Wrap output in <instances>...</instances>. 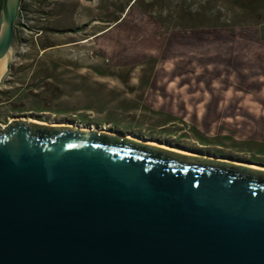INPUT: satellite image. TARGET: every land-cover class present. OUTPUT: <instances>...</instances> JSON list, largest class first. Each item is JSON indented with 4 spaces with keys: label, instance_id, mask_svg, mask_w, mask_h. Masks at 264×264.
Returning a JSON list of instances; mask_svg holds the SVG:
<instances>
[{
    "label": "water",
    "instance_id": "water-1",
    "mask_svg": "<svg viewBox=\"0 0 264 264\" xmlns=\"http://www.w3.org/2000/svg\"><path fill=\"white\" fill-rule=\"evenodd\" d=\"M21 3L2 0L0 81ZM131 134L0 126V264H264V166Z\"/></svg>",
    "mask_w": 264,
    "mask_h": 264
},
{
    "label": "rangeland",
    "instance_id": "rangeland-1",
    "mask_svg": "<svg viewBox=\"0 0 264 264\" xmlns=\"http://www.w3.org/2000/svg\"><path fill=\"white\" fill-rule=\"evenodd\" d=\"M127 1L24 0L0 110L264 162V0Z\"/></svg>",
    "mask_w": 264,
    "mask_h": 264
},
{
    "label": "trees",
    "instance_id": "trees-1",
    "mask_svg": "<svg viewBox=\"0 0 264 264\" xmlns=\"http://www.w3.org/2000/svg\"><path fill=\"white\" fill-rule=\"evenodd\" d=\"M186 1L187 0H183L181 7H182V10L183 11H185V12L187 11L188 12V11H190V8H188L189 5L186 3ZM236 1H239V0H236ZM141 2H145V0H128L127 3H126V5L124 6V8L121 10V14L120 15H117V16H115L113 18L107 19L106 22L108 23V25H111L112 23H115V22L119 21L120 18L122 17V14L125 12V10H126V8L128 6H131L133 4H138L139 5V3H141ZM209 5L210 6H208L206 8L207 9V11H206L207 16L210 17L211 19H216L218 21H221L220 18L222 16V13H221L220 9L218 8L219 5H217L216 3H213V2L210 3ZM1 6H2V0H0V11H1ZM25 9H26V5L24 6V0H22L19 18L23 14V11ZM18 19H17V22H18ZM85 26H87V25L82 26L81 29L85 28ZM108 27L109 26H107L106 28H104V30L107 29ZM16 29H17V34H18L19 33V28H18L17 24H16ZM142 82H143V80H142ZM82 119H85V117L82 116ZM164 128H163L164 131H168V130L170 131V128H168V127H164ZM189 130L191 132H193V133L195 132L196 134H198V136H199L198 141L201 144L209 145V144L212 143V139L210 137H207L205 134H202L197 129V127L191 125ZM263 154H264V149H261L260 152H259V154H254L253 156H255V157H259L260 156L261 157ZM251 160L252 161H256L259 164H264V162H262L260 160H255V159L254 160L251 159Z\"/></svg>",
    "mask_w": 264,
    "mask_h": 264
},
{
    "label": "flooded vegetation",
    "instance_id": "flooded-vegetation-1",
    "mask_svg": "<svg viewBox=\"0 0 264 264\" xmlns=\"http://www.w3.org/2000/svg\"><path fill=\"white\" fill-rule=\"evenodd\" d=\"M14 69H15V67L13 66V61H12L11 66H10L7 74L2 79V81H0V97L1 98H3V93L5 92L2 89V86H4L7 82H9V79L14 78V75H13ZM20 93L21 92H19L17 95L20 96L19 95ZM16 97L17 96H14L13 98H11L9 102H14V101L18 100V99H15ZM21 97L22 96H20L19 98H21ZM14 109H16V111L7 110L6 112H3L0 110V126L9 127L11 124H16L17 122H21L23 120H31L30 117L26 115L27 111L20 110L21 109L20 105H15ZM3 114H6L5 118L3 117Z\"/></svg>",
    "mask_w": 264,
    "mask_h": 264
},
{
    "label": "bare ground",
    "instance_id": "bare-ground-1",
    "mask_svg": "<svg viewBox=\"0 0 264 264\" xmlns=\"http://www.w3.org/2000/svg\"><path fill=\"white\" fill-rule=\"evenodd\" d=\"M0 68H1V65H0ZM30 119H33V120H37V121H40V122H43V121H41V120H39V119H34V118H30ZM51 124H53V123H51ZM61 124H63V123H61ZM53 125H56V124H53ZM60 125V124H59ZM64 126V125H63ZM82 126H84V125H82ZM131 136H134V135H132L131 134ZM134 137H136V136H134ZM147 141H153V140H150V139H147ZM156 142H158V141H156ZM161 142H158V144H160ZM162 145H165L164 143H161ZM169 146V145H168Z\"/></svg>",
    "mask_w": 264,
    "mask_h": 264
}]
</instances>
